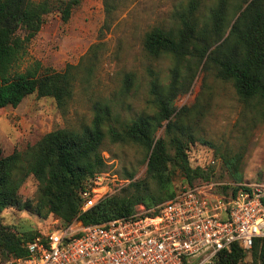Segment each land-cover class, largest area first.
I'll list each match as a JSON object with an SVG mask.
<instances>
[{
    "label": "rangeland",
    "instance_id": "rangeland-1",
    "mask_svg": "<svg viewBox=\"0 0 264 264\" xmlns=\"http://www.w3.org/2000/svg\"><path fill=\"white\" fill-rule=\"evenodd\" d=\"M188 1L78 0L66 21L60 19L57 9L45 14L15 69L22 72L38 64L39 74L68 70L73 75L72 94L64 111L56 108L51 97L35 93L23 97L15 107L0 108V154L16 150L24 156L56 128L81 130L90 125L95 102L106 103L115 113L118 120L112 121L114 126L129 122L140 112L150 114L155 110L150 102V81L157 78L158 84L166 87L173 78L172 69L177 68L174 77L183 80V90L175 93L171 105L175 112L185 108L180 112L183 128L179 132L191 140L186 149L188 164L207 170L210 175L189 183L175 169L171 175L172 189L188 184L206 194L219 195L237 184L264 183L261 105L255 101L245 105L231 82L217 77L214 68L203 60L187 57L176 63L170 55L154 57L143 49L144 33L152 27L174 28L178 24L175 13L185 9ZM195 2L193 14L199 26L208 19L216 0ZM238 3L241 0H228L229 21L238 14ZM127 72L134 76L129 89L122 84ZM162 132L160 126L155 137L163 136ZM98 151L104 166L85 183L95 200L118 193L131 181L146 179L145 151L140 146L112 143L105 136ZM128 172L132 173L131 178H127ZM138 205L141 204L135 207ZM0 223L24 238L45 232L61 221L47 211L39 199L37 181L27 174L16 190L15 200L0 211ZM9 257L13 256L0 254V259ZM240 264H253L251 256L246 254Z\"/></svg>",
    "mask_w": 264,
    "mask_h": 264
},
{
    "label": "trees",
    "instance_id": "trees-1",
    "mask_svg": "<svg viewBox=\"0 0 264 264\" xmlns=\"http://www.w3.org/2000/svg\"><path fill=\"white\" fill-rule=\"evenodd\" d=\"M77 3L78 0H0V108L15 107L23 97L35 93L51 97L56 108L64 111L72 94L71 72L39 74L38 64L19 72L15 66L25 54L27 42L38 31L42 17L57 9L60 19L66 21ZM195 3L189 0L185 9L175 13L178 24L174 28L147 30L143 49L154 57L170 55L176 63L187 57L203 60L214 68L217 77L231 82L245 105L253 101L260 104L259 116L264 120V0H241L232 21L227 12L228 0H216L208 19L199 26L193 14ZM171 72L173 78L166 87L160 86L157 78L150 81V102L155 105L150 114L140 112L129 122L114 126L112 121L118 120L115 113L106 103L95 102L90 125L81 130L56 128L24 156L16 150L0 154V211L15 200L16 190L27 174L38 183L40 201L63 226L72 221L80 225L102 223L133 213L137 204L150 208L167 200L174 194L171 175L175 169L189 183L198 177L208 179L209 171L188 164L186 149L191 140L182 137L183 125L179 122L185 108L175 112L171 105L175 93L183 90V80L174 77L177 68ZM133 80L132 73L123 74V87L129 89ZM160 126L163 136L155 137ZM176 129L181 132L174 133ZM105 136L112 143H133L145 151L146 179L131 181L118 193L106 195L82 211L79 192L104 166L98 149ZM126 176L131 178L132 173ZM39 234L22 238L0 223V254L25 256L26 241ZM246 254L253 264H264V238H254L248 251L233 243L219 251L212 264H240Z\"/></svg>",
    "mask_w": 264,
    "mask_h": 264
},
{
    "label": "built area",
    "instance_id": "built-area-1",
    "mask_svg": "<svg viewBox=\"0 0 264 264\" xmlns=\"http://www.w3.org/2000/svg\"><path fill=\"white\" fill-rule=\"evenodd\" d=\"M235 187L213 195L184 184L126 216L54 226L25 244V256L0 264H212L231 244L248 251L254 238H264V183ZM79 194L82 211L97 201L88 187Z\"/></svg>",
    "mask_w": 264,
    "mask_h": 264
}]
</instances>
